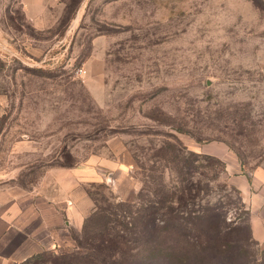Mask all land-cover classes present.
<instances>
[{"label": "rangeland", "instance_id": "374dc122", "mask_svg": "<svg viewBox=\"0 0 264 264\" xmlns=\"http://www.w3.org/2000/svg\"><path fill=\"white\" fill-rule=\"evenodd\" d=\"M46 5L34 22L22 0H0V200L69 192L84 220L65 217L51 250L72 252L88 216L192 187L174 204L185 223L154 242L163 252L142 242L140 260L264 264L224 159L189 154L222 147L264 169V0Z\"/></svg>", "mask_w": 264, "mask_h": 264}, {"label": "crops", "instance_id": "0c3cea01", "mask_svg": "<svg viewBox=\"0 0 264 264\" xmlns=\"http://www.w3.org/2000/svg\"><path fill=\"white\" fill-rule=\"evenodd\" d=\"M22 1L26 14L34 22L38 21L37 12H46V0ZM196 150L224 159L233 185L248 204L252 236L264 242V169L247 170L237 155L226 148L198 146ZM7 189L5 199L0 200V264H18L44 250L59 247L66 236L65 217L76 220V224L83 223L84 218L77 217L76 201L66 190L53 197L36 190L14 194Z\"/></svg>", "mask_w": 264, "mask_h": 264}, {"label": "trees", "instance_id": "16d2710c", "mask_svg": "<svg viewBox=\"0 0 264 264\" xmlns=\"http://www.w3.org/2000/svg\"><path fill=\"white\" fill-rule=\"evenodd\" d=\"M189 154L208 159L214 158L193 151ZM216 160L221 161L218 158ZM186 167L189 173L192 171L191 167H195L194 171L197 170V166L190 163L188 165L186 163ZM187 181L191 180L187 179ZM180 191L181 194L178 196L174 193L159 200L150 197L144 199L138 195L142 200L137 205L138 210L129 212L125 210L128 216H115L114 219H110L109 216H88L81 232L74 235L77 244L75 251L44 250L18 264H150L148 255L145 260H140L141 243L144 242L143 245L148 246L151 255L155 252H163L164 248L161 245L154 246V242L164 231L174 230L185 223L181 221L178 208L174 204H181L192 197L190 192L192 187L184 186ZM186 191L189 192L188 196L185 195ZM122 204L128 206L126 203ZM202 242L209 246L215 243V239L201 240L199 244Z\"/></svg>", "mask_w": 264, "mask_h": 264}]
</instances>
